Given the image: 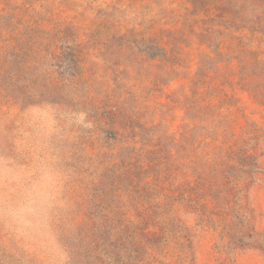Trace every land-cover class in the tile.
<instances>
[{
	"label": "rangeland",
	"instance_id": "374dc122",
	"mask_svg": "<svg viewBox=\"0 0 264 264\" xmlns=\"http://www.w3.org/2000/svg\"><path fill=\"white\" fill-rule=\"evenodd\" d=\"M0 264H264V0H0Z\"/></svg>",
	"mask_w": 264,
	"mask_h": 264
},
{
	"label": "clouds",
	"instance_id": "9594fccd",
	"mask_svg": "<svg viewBox=\"0 0 264 264\" xmlns=\"http://www.w3.org/2000/svg\"><path fill=\"white\" fill-rule=\"evenodd\" d=\"M34 195H35V200L30 201V205H29V206H26V207L21 208V209L19 210L21 215H23V214H25V213H28V212H33V211L36 210L35 208H33V207L31 206V204L38 203V202L40 201L41 197L43 196V193L37 191Z\"/></svg>",
	"mask_w": 264,
	"mask_h": 264
}]
</instances>
